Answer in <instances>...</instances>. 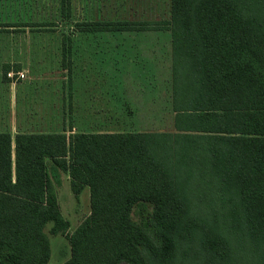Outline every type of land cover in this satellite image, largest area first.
I'll return each instance as SVG.
<instances>
[{
	"label": "trees",
	"instance_id": "1",
	"mask_svg": "<svg viewBox=\"0 0 264 264\" xmlns=\"http://www.w3.org/2000/svg\"><path fill=\"white\" fill-rule=\"evenodd\" d=\"M50 3L54 17L71 19L72 0ZM160 8L164 18L153 22L90 14L76 26L169 33L173 129L136 127L126 97H99L102 108L90 100L95 107L83 112L67 75L62 112L27 116L13 140L0 131V264H47L48 223L68 237L64 264H165L188 205L204 198L228 222L204 232L209 264H264V0H166ZM53 19L0 26L45 31ZM62 36L70 71L72 41ZM20 70L4 61L0 78ZM60 172L76 197L89 190L90 212L69 234L55 192Z\"/></svg>",
	"mask_w": 264,
	"mask_h": 264
},
{
	"label": "rangeland",
	"instance_id": "2",
	"mask_svg": "<svg viewBox=\"0 0 264 264\" xmlns=\"http://www.w3.org/2000/svg\"><path fill=\"white\" fill-rule=\"evenodd\" d=\"M50 1L0 0V24L38 21L41 18H54L56 24L45 31L36 26H0V64L4 61L20 63V72L7 73V77L16 83V90H19L20 79L28 82L30 78H67L69 75L76 80L93 78L97 82L93 85L98 88L106 79V84L113 87V99L109 103L120 101L125 96L134 108L131 120L136 127L172 130L173 114L167 98L171 88L169 83L174 78L169 33L164 29L83 32L76 26V22H82L90 14L94 15L93 18L99 16L108 20L128 18L153 22L164 18L160 4H165L166 0H72L70 20L60 18L58 14L54 17V6ZM62 35L64 38L69 36L72 41L70 71L62 67ZM63 64L68 66L67 61ZM123 86L124 91L121 92ZM94 102L101 103L102 108L101 98L97 96ZM123 114L127 120L124 111ZM62 174V181L55 192L60 212L69 222V234L90 212L89 190L84 188L76 197L70 189L68 175ZM210 203L204 198L188 205L186 219L181 224L183 229H179L176 236L175 254L165 264H209V260H213L202 244V237L209 227L222 228L228 222L225 210ZM133 217L138 219L134 211ZM50 225L48 223L43 229L50 249L47 264H64L71 257V245L65 234H52ZM187 225L194 227L190 230ZM186 229L190 232L187 233Z\"/></svg>",
	"mask_w": 264,
	"mask_h": 264
},
{
	"label": "crops",
	"instance_id": "3",
	"mask_svg": "<svg viewBox=\"0 0 264 264\" xmlns=\"http://www.w3.org/2000/svg\"><path fill=\"white\" fill-rule=\"evenodd\" d=\"M77 79L79 80L74 78L73 97L78 100L82 111L83 109L89 110L92 108L89 102L97 96L103 97L104 101L113 97L112 84H106V79L101 88L93 85L97 83L93 78ZM63 80L65 78H30L28 82H24V79H20L17 85L19 90H16V83L11 78H0V131L9 132L13 140L14 134L17 132V125L20 124L22 126L27 116H47L49 113L55 112L57 114L58 110L62 112ZM95 89H98V92ZM123 91L124 86L121 87V92ZM114 96H116V93ZM83 100H87L85 105H83ZM19 115L21 116L20 118ZM13 157L14 155L12 154V161ZM62 177L63 174L61 172L59 176L60 182ZM12 180H14V174L12 175ZM56 187L58 185H55Z\"/></svg>",
	"mask_w": 264,
	"mask_h": 264
}]
</instances>
